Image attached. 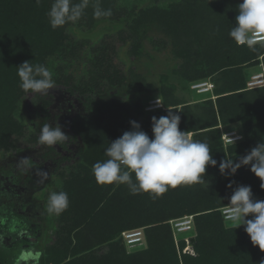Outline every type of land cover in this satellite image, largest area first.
I'll return each instance as SVG.
<instances>
[{"label": "trees", "instance_id": "obj_1", "mask_svg": "<svg viewBox=\"0 0 264 264\" xmlns=\"http://www.w3.org/2000/svg\"><path fill=\"white\" fill-rule=\"evenodd\" d=\"M216 1L185 0L184 4L142 8L131 20L128 33L132 38L130 52L133 55L139 53L151 28L172 36L176 54L187 59L193 56L188 52L193 50L189 46L199 39L209 66L186 77L199 80L220 74L221 82L215 90V99L209 97L202 104L196 103L195 110L191 103L176 96H166L167 92H164L166 109L147 114L134 108L129 119L118 121L121 126L114 131L119 138L127 127L131 130L129 122L136 121L152 137V117L165 116L168 107L173 109L181 116V131L192 132L194 140L206 142L217 160L215 167H207L204 176L214 182L213 187L205 191L200 190L198 184L187 185L180 194L168 189L163 195L153 198L144 192L133 195L124 184H98L91 168L81 172L76 167L64 177L61 190L67 192L69 206L59 218V223H63L60 230L68 236L63 239L56 236L47 263L260 264L264 260V251L253 246L244 226L226 225L221 211V207L229 203L228 198L233 191L228 187L230 182H235L233 188L250 185L254 198L264 200L261 181L250 171V166L241 167L234 175H222L219 170L221 160H235L264 141V86L249 88L243 69L253 64L264 65V42L257 43L252 49L247 45H237L229 32L234 27L237 5L241 0ZM80 2L73 0V3ZM52 3L53 0H40L39 3L37 0H0V146L14 145L11 137L23 134L24 130L16 108L22 95L27 93L19 86L16 67L25 61L47 67L55 59H64L76 50V44L70 43L68 34L73 24L75 27L94 28L102 18L117 20L123 13L118 9L117 0H87V7L78 20L53 29L47 15ZM97 5L103 10L110 9L111 15L96 18L94 9ZM102 51L103 54L95 58L92 65L105 62L106 53ZM92 65L85 76L87 83L93 88L108 87L107 98L115 104L117 100L114 97L125 82L124 77L117 78L118 82H115L118 72L110 74L108 66H105L103 70L99 69V72H109L107 81H104L97 71L91 75ZM77 82L81 87L84 84L81 79ZM63 83L70 85L68 80ZM73 85L71 87L76 90L80 88ZM91 86L90 90L94 91ZM38 98L43 100L40 93ZM229 123L241 124L242 140L224 143L222 135L225 130L221 125ZM29 133V143L38 145L40 133ZM190 214L194 215L196 233L193 247L196 255L179 254L169 221ZM137 228H144L148 247L128 254L122 232ZM69 234H74L75 243ZM180 239V247L183 248L185 242L182 237ZM0 264H10L2 251Z\"/></svg>", "mask_w": 264, "mask_h": 264}, {"label": "rangeland", "instance_id": "obj_2", "mask_svg": "<svg viewBox=\"0 0 264 264\" xmlns=\"http://www.w3.org/2000/svg\"><path fill=\"white\" fill-rule=\"evenodd\" d=\"M184 2L117 0L118 9L123 11L121 18H102L94 28L75 27L73 24L68 34L70 43L76 44L75 52L64 59H55L51 63L54 65H47L55 88L50 89L48 94H41L42 101H39V93L22 95L16 111L24 127L23 134L11 137L10 141L14 145L0 146V251L7 255L10 264H21L20 254L29 250L40 253L39 259H29L23 264H52L47 263L46 259L56 236L63 239L68 235L60 230L63 223H59V218L64 211L59 215L47 211L49 195L63 189L64 177L70 170L79 167L83 172L89 167L92 171L96 162L108 159L105 150L117 138L114 131H118L121 126L118 121L129 119L134 108L147 114L154 112L146 110L145 106L149 100L158 97L163 100L164 92H167L166 96H176L191 103L195 110L196 103L202 104L209 97L215 99V90L221 82L220 74L199 80L187 78L209 66L199 39L189 46L193 50L188 52L193 56L187 59L176 54L172 36L151 28L142 41L139 53L133 55L130 52L132 38L128 37L129 27L140 9L156 5L167 7ZM102 50L106 53L105 62L92 65L95 58L103 54ZM190 60L193 61L188 62ZM91 65V75L97 71L104 81H107L108 71L110 74L118 72L114 77L115 82H118L117 78L124 77L125 82L114 97L117 100L115 104L107 98L108 87L93 88L87 83L85 76ZM105 66H108V71L99 72ZM263 68L262 63L245 66L243 69L247 83L251 75L261 72ZM78 79L84 82L83 86H87L81 87ZM66 80L69 86L64 85ZM195 82H210L213 90L199 93L190 87ZM73 84L80 88H72ZM90 86L94 91L90 90ZM111 91L110 94H113ZM44 123L61 125L68 138L53 146L30 144L29 132L40 133L39 129ZM223 126L225 131L237 129L242 133L240 123ZM203 180L204 183L197 186L200 190L209 191L214 182L205 177ZM186 186L169 189L174 194H180ZM226 225L232 226L231 223ZM69 238L74 242V234H69ZM147 247V240L144 239L142 245L126 247V250L130 254ZM177 251L179 254L182 252L180 249ZM191 251L186 254L196 255L194 247Z\"/></svg>", "mask_w": 264, "mask_h": 264}, {"label": "clouds", "instance_id": "obj_3", "mask_svg": "<svg viewBox=\"0 0 264 264\" xmlns=\"http://www.w3.org/2000/svg\"><path fill=\"white\" fill-rule=\"evenodd\" d=\"M40 0H37L39 3ZM87 0L73 3V0H53L47 15L53 29L78 20ZM237 16L229 36L237 45H247L250 49L257 44V37L264 34V0H241L237 5ZM111 10H103L98 5L94 16H110ZM17 68L20 88L29 94H48L54 87L50 70L43 64L25 61ZM213 90V87L209 89ZM162 105L160 97L156 106ZM131 130L125 131L119 138L110 142L105 150L108 157L92 166V173L98 184L127 185L131 194L150 193L153 198L163 195L169 188L181 185L204 183L206 169L216 166L209 145L194 140L188 131H181V116L168 107L165 116L152 117V137L143 131L141 125L131 121ZM39 143L48 146L57 145L68 138L61 125L44 123L39 129ZM235 142L234 135L225 134ZM238 138V137H237ZM250 166L264 190V141L257 143L246 154L232 160L225 158L219 162L222 175H234L238 169ZM45 176L47 173L44 174ZM228 184L232 194L225 209L224 220L235 228L244 226L253 246L264 251V200L255 199L250 185ZM47 211L59 215L69 206L67 192H52L47 200ZM251 216V219L247 217ZM40 253L25 251L20 261L38 260ZM264 264V260L260 261Z\"/></svg>", "mask_w": 264, "mask_h": 264}, {"label": "built area", "instance_id": "obj_4", "mask_svg": "<svg viewBox=\"0 0 264 264\" xmlns=\"http://www.w3.org/2000/svg\"><path fill=\"white\" fill-rule=\"evenodd\" d=\"M256 39H257V42L264 41V34L258 36ZM247 86L249 88L264 86V74L257 73V74L251 75L250 80L247 83ZM191 88L193 90H196L199 93H204L206 91H209V89L212 87L210 86V82H195L191 85ZM163 108H164L163 102H162V105H160L159 107L156 106V99L149 100L147 105L145 106V109L150 110V111L157 110V109H163ZM190 134L192 136V133ZM225 134L234 135L235 142H238L243 139L242 133H239L235 130H228V131H225L222 135V139L225 144L235 143L232 139H230ZM226 207L227 205L221 207L223 216H224ZM169 223L173 231L174 240H175L177 249H180L182 253L184 254L189 253V252L192 253L193 251L191 250H193V245L195 241L194 232L196 230L195 222H194V215H185L182 217H177V218L171 219ZM180 237H182L183 241L185 242V245L183 246V248L180 247V242H181ZM144 238H145L144 228L130 229V230H125L122 232L123 242L129 248H134L139 245H142Z\"/></svg>", "mask_w": 264, "mask_h": 264}, {"label": "crops", "instance_id": "obj_5", "mask_svg": "<svg viewBox=\"0 0 264 264\" xmlns=\"http://www.w3.org/2000/svg\"><path fill=\"white\" fill-rule=\"evenodd\" d=\"M261 42H264V41H261ZM261 42H257V43H261ZM259 73H263L264 74V68H263V70L261 71V72H259ZM260 87V86H259ZM256 88V87H255ZM212 96H214V95H212ZM215 97V96H214ZM161 101L163 102V100L161 99ZM164 104V103H163ZM164 109H166V107H165V105H164V108H163V110ZM157 110H161V109H157ZM222 127H224L223 125H221V128ZM222 130H223V128H222ZM232 130H235V131H237L238 132V130L237 129H232ZM224 131V130H223ZM225 132V131H224ZM223 132V133H224ZM192 133V132H191ZM240 133V132H239ZM193 134V133H192ZM190 215H192V214H190Z\"/></svg>", "mask_w": 264, "mask_h": 264}]
</instances>
